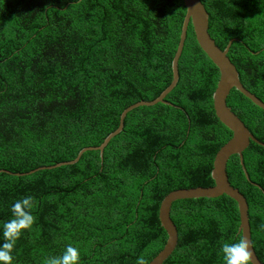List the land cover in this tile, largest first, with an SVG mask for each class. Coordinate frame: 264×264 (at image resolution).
I'll list each match as a JSON object with an SVG mask.
<instances>
[{
	"label": "trees",
	"instance_id": "16d2710c",
	"mask_svg": "<svg viewBox=\"0 0 264 264\" xmlns=\"http://www.w3.org/2000/svg\"><path fill=\"white\" fill-rule=\"evenodd\" d=\"M201 1L210 34L221 49L233 40L228 56L264 101V0ZM186 14L184 0H0V244L16 200L32 196L36 217L15 242L13 264H48L69 244L78 264L141 256L148 264L168 240L163 198L215 184V156L233 131L217 117L220 69L192 22L167 103L129 111L103 157L88 149L75 163L28 173L99 146L127 107L170 85ZM227 103L264 142V108L235 87ZM244 166L233 154L227 172L248 200L264 262V145L251 140ZM171 217L179 239L163 264H224L222 243L243 238L227 194L178 199Z\"/></svg>",
	"mask_w": 264,
	"mask_h": 264
},
{
	"label": "water",
	"instance_id": "95a60500",
	"mask_svg": "<svg viewBox=\"0 0 264 264\" xmlns=\"http://www.w3.org/2000/svg\"><path fill=\"white\" fill-rule=\"evenodd\" d=\"M187 6V14L182 26V32L178 48H176V54L173 59V80L170 85L154 100L151 101H139L127 107L121 115V121L119 127L110 133L102 144L99 146L84 147L75 159L70 161H63L49 166H40L28 173H32L41 169H51L64 164H72L77 162L82 154L88 149H99L103 157L105 146L111 141V139L121 132L124 128L125 117L132 109L141 105H152L158 102H165L166 95L176 86L179 80V59L183 52L185 40L187 37V30L190 22H192L198 43L202 49L208 54L213 62L220 69V80L217 88L214 92V107L219 117L232 131L233 136L218 150L215 159L214 167L212 170V176L215 179L212 186H196L190 188H178L170 191L162 200L160 206V219L162 225L168 232V240L162 250L148 263V264H163V262L173 253L175 247L178 244L179 232L177 225L171 217V208L174 201L185 198H198L199 197H217L222 194H227L234 198L238 202L240 212V227L239 232L243 237L249 240L253 264H264V262L258 256L256 249H254L252 240V231L249 215V203L246 196L240 191L238 187H235L230 183L229 175L227 172V164L230 157L233 154L240 155L241 164L244 166L243 151L249 146L251 140H255L258 143L264 145V142L258 139L248 128L245 122L237 116L232 108L227 103V97L231 90L235 87L250 98L254 103L264 108V101L256 94L250 91L241 81L239 71L236 65L232 62L228 56L229 48L233 40H231L227 47L221 49L216 43L215 39L209 32V13L201 0H184ZM245 167V166H244ZM246 170V168H245ZM1 171V170H0ZM5 171V170H4ZM7 171V170H6ZM27 174V173H22ZM246 176L250 179L247 171ZM254 183V182H252ZM256 185H259L255 183Z\"/></svg>",
	"mask_w": 264,
	"mask_h": 264
},
{
	"label": "clouds",
	"instance_id": "9594fccd",
	"mask_svg": "<svg viewBox=\"0 0 264 264\" xmlns=\"http://www.w3.org/2000/svg\"><path fill=\"white\" fill-rule=\"evenodd\" d=\"M33 201L34 198L29 195L16 200L11 205L12 218L2 225L4 243L0 244V264H13V248L16 240L24 230L33 226L36 219L32 211L35 206ZM221 252L224 264H249L252 257L251 246L246 237L237 241L223 242ZM79 259V249L69 244L62 255L51 257L48 264H78ZM137 264H146L144 257H138Z\"/></svg>",
	"mask_w": 264,
	"mask_h": 264
}]
</instances>
